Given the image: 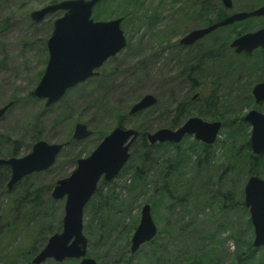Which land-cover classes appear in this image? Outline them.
Masks as SVG:
<instances>
[{
  "label": "rangeland",
  "instance_id": "obj_1",
  "mask_svg": "<svg viewBox=\"0 0 264 264\" xmlns=\"http://www.w3.org/2000/svg\"><path fill=\"white\" fill-rule=\"evenodd\" d=\"M63 1L68 0H0V109L8 106L6 113L0 118V136L7 139V141L0 140V159L22 158L30 153L32 146L38 141L47 144H66L72 139L74 126L78 123L86 125L87 129L92 132L91 137L79 141L80 143L77 142L79 144L64 147L54 165L48 170L29 176L30 181L25 184L26 188L30 187L28 186L30 183L35 184V187L43 188L41 199L43 217L32 221L27 227L21 218L25 207L23 204L16 203L22 195V188L8 193L6 189L8 181L0 175V225L7 213V222L10 224L8 228L18 227V225L23 228L19 236L4 242L2 240L6 230L0 228V264H11L9 263L10 253L19 245L21 246L17 247L18 250L28 249L24 251V254L19 255L14 264H21L25 259L32 264V260L44 248L48 239L61 232L64 200L56 201L51 198L56 182L67 178L76 168L77 161L74 163L73 160L77 156H79L77 160L89 156L106 135L119 127L117 123L122 124L120 128L136 131L141 125L142 130H147L146 133L150 134L160 129L174 130L177 127H170L175 116L173 110L187 97L200 92L205 95L211 93L218 96H223L224 91L228 93L225 89L227 81L219 82L218 91L210 88L211 76L195 79L194 89H191L183 79V76L187 75V70L182 63L185 64L187 57L193 58L192 55L198 52L197 46L208 40L203 39L189 48L178 44L188 32L204 27L196 20L171 31L174 21L179 16L182 2L139 0L138 4L126 13V17H123L121 14L124 11L120 8L121 0H108L94 7L92 19L96 22H106L122 18V22L125 23L123 25L121 22L120 28L126 41L125 48L103 64L98 70L97 77L67 91L60 101L45 108L44 101L35 99L32 93L45 70L46 42L52 32L53 22L60 18L63 12L47 15L38 24L31 20L30 14ZM197 2L203 4V8H206L209 13L210 10L213 12L218 4L221 5L218 0H197ZM232 3L233 7L227 14L247 11L248 7L256 9L264 5V0H232ZM258 3L261 4L258 6ZM154 11L160 15L161 19L156 21L151 28L147 24L148 21L143 24L141 18L150 17ZM255 21L249 33L264 25V18ZM228 32L226 30L222 35H227ZM237 37L239 36L231 37L229 45ZM226 57H229V53ZM257 70L255 73L251 71L239 73L244 75L241 84L247 85L251 90L255 84L264 82V64L259 65ZM238 89L239 84L233 86V92ZM146 95L155 97L156 105L142 111V114L140 112L129 116L131 106ZM236 96V94L228 95L225 102L227 109L235 111L237 116L244 117L252 110L264 114V103L256 105L253 100L251 106L245 107L242 98L235 100ZM197 107L196 104L192 106V113L182 119L180 125L188 118L198 117L194 111ZM219 113L222 116L225 113L223 106ZM200 119L206 122H221V130L215 144L210 147V157L205 163V169L196 171L192 168L196 159V153H194L196 149L193 152L188 150V147L194 142L200 143L190 137L180 143V151L185 152L188 162L184 168L176 172L177 177L167 179L164 176L163 162L174 160L176 155L170 148L165 158H159L155 164L151 165L148 172L149 189H147L149 191L147 194L134 197L135 200L131 206L126 203L119 205L116 212H111L113 216L108 218L110 222L106 224L113 233L109 242H112L115 236L119 239L125 227L131 226L125 254L110 251L104 258L101 257L102 251L97 249L94 241H90L85 235L84 230L94 212V210L90 211L86 205L83 210V235L88 242L87 258L93 259L96 264H115V261L124 255L128 264H159L155 262L153 254L150 253L151 248L147 245L142 246L133 255L130 253V238L138 226L141 208L144 205L150 206L152 220L157 228L155 239L148 245L154 242L152 248L158 247L159 251L166 253H164L163 264H195V258L192 259L194 254H197L198 258L201 257L203 262L205 258L208 259L210 264H215L214 261H218L217 264H237L235 252L238 247L232 240H225L229 234L235 237H241V234L245 238L250 237L252 246L253 229L251 223L250 228L246 225V219H249L246 208H240L238 205L230 210L229 215L217 214L212 218V213L213 216L217 213L215 209L213 212V202L212 205L204 203V199H212L216 193L224 196L226 190H230L233 194V203H243V189L248 177L239 178L240 171L238 170L224 174L228 165V155L224 157L225 150L221 142H228L229 139L226 136L228 131L223 133L222 119ZM13 143L19 145L16 153L11 155L14 148ZM165 164L167 167V163ZM129 175H121L111 182V185L115 187L114 194L119 197L120 202L127 198L126 187L131 182ZM204 176L207 177L205 181L202 180ZM258 177L264 180V169ZM167 181L170 190L168 193L171 196L169 199L162 196L156 189L165 185ZM218 181L221 186L217 183ZM102 183L103 181L100 180L97 187L101 188ZM199 184H205V190L201 188L200 193L197 192ZM105 191V188H101L102 193ZM177 195L183 196L182 199L185 202L165 210L166 201L175 202ZM182 208L186 210V214L180 219L185 212ZM53 218H56L58 222H53ZM229 222L228 227L222 229ZM49 225V231L45 232L44 228ZM92 225L91 222L90 226ZM92 249L97 252L96 258L89 256ZM255 250L249 253L248 261L238 263L264 264V247ZM103 252L107 253V250L103 249ZM119 261L121 264L122 260ZM78 263L79 260H64L61 263L48 260L43 264Z\"/></svg>",
  "mask_w": 264,
  "mask_h": 264
},
{
  "label": "water",
  "instance_id": "obj_2",
  "mask_svg": "<svg viewBox=\"0 0 264 264\" xmlns=\"http://www.w3.org/2000/svg\"><path fill=\"white\" fill-rule=\"evenodd\" d=\"M108 0H68L47 6L30 14L35 23H40L47 15L63 12L53 22L52 32L46 42L47 63L44 73L33 90V97L44 101L49 108L60 101L67 91L97 77L98 70L109 59L115 57L126 46L120 28L122 18L106 22L92 19L95 6ZM225 10L232 8V0H218ZM264 16V5L250 12H238L226 16L223 20L207 27L195 29L179 41L181 46H191L196 41L223 27L250 18ZM236 54H250L254 50L264 49V28L245 33L230 43ZM252 97L256 105L264 103V82L252 88ZM157 99L151 95L141 98L129 109L128 115H136L156 105ZM8 106L0 109V118ZM250 127L249 146L255 157L264 154V114L255 110L243 117ZM221 130V122H206L198 117L188 118L178 128L160 129L145 138L150 145H178L187 136L204 146H212ZM92 136L84 124L74 126L72 139L83 141ZM139 132L120 127L106 135L89 156L76 162L75 170L67 177L56 182L51 198L64 200L61 232L51 236L44 248L32 260V264H43L48 260L61 263L64 260H79L78 264H96L86 257L87 239L83 235V210L94 195L100 180L109 182L117 177L130 158V149L138 139ZM67 144H47L36 142L29 154L22 158L0 159V168L7 167L10 178L8 191L21 180L33 174L41 173L52 167L61 150ZM243 204L248 210L253 229L252 247H264V180L250 176L243 189ZM157 235L152 220L151 208H141L140 220L130 238V253L135 254L142 246L150 243Z\"/></svg>",
  "mask_w": 264,
  "mask_h": 264
},
{
  "label": "trees",
  "instance_id": "obj_3",
  "mask_svg": "<svg viewBox=\"0 0 264 264\" xmlns=\"http://www.w3.org/2000/svg\"><path fill=\"white\" fill-rule=\"evenodd\" d=\"M139 0H121L120 8L124 11L122 12L121 16L126 17V13L133 8L135 5L138 4ZM175 3L182 2V7L179 9V16L174 21V24L172 26V30L174 31L177 27L183 25V24H189L192 21H199L200 24H203L204 27L217 23L221 20H223L227 13L221 5H217L215 10L212 12L210 10V13L208 10L203 8V4H199L197 0H174ZM253 1V0H251ZM105 2L99 3L96 7L99 5H102ZM261 3H258V6ZM256 5V7H258ZM233 7V3H232ZM255 8V6H254ZM247 11L253 10V7H248L246 9ZM159 14L154 11L150 17H142L141 20L143 24H145L146 21L148 25L152 28L153 24L156 21H159L161 18H159ZM140 20V21H141ZM126 21V20H125ZM253 22H256L255 20H247L244 22H238L234 23L230 26L219 28L217 31L212 33L211 35L207 36L204 39H207L208 41H205L197 46L198 52L191 57H187L185 64L182 63V65L185 66V69L187 70V75L183 79H185L186 83L190 85L191 89L195 88L194 80L201 79L203 76H211L212 81L210 82V88L216 89L218 91V84L222 81L223 83L227 81V87L225 88L228 90V93L224 91L223 96L213 95L211 93L204 94L203 92H200L199 94H193L190 97H187L183 102L179 103L174 108V120L171 123V128H176L180 125V122L182 119L186 118L188 115L192 113L193 110H191L192 106L196 104L197 109L196 115L200 118H207L210 120H221L222 119V130L223 133L227 132V138L229 141L221 142V145H223L225 154L224 157L226 158L228 155V165L227 169L224 171L225 173H228L230 171L234 172L235 170L240 171L238 173V177L242 179L249 178L251 175L254 176H260L263 169H264V154L255 157L250 150L249 146V136L248 129L249 126L243 122V117L237 116L235 111L228 110L226 107V100L227 96L236 94L235 100H242L245 102V107L251 106L253 99L250 94V89L247 87V85H242L241 80L244 77L242 76L241 72L245 71H251L252 73L257 72V68L259 65L264 64V50L263 51H256L252 54H235L233 50L229 48V41L231 37L240 36L243 33H246L251 30V26ZM125 23L124 21L122 24ZM124 25V24H123ZM226 30H228L227 35H222ZM229 53V57H226V55ZM231 55V56H230ZM222 73V74H220ZM42 74V73H41ZM43 75V74H42ZM41 75V76H42ZM233 79V80H232ZM239 84V89L234 90L233 92V86ZM241 84V85H240ZM201 86V85H200ZM215 90V91H216ZM224 102V103H223ZM225 108V113L223 116L219 113L221 110V107ZM189 107V109H187ZM227 109V110H226ZM142 114V112H141ZM117 126L122 127V124L119 122L117 123ZM137 128V127H136ZM142 126H138L137 130L139 131V137L138 139L133 143L131 149H130V158L125 167L122 169L121 173L115 177L114 179H118L121 175H129L131 177V182L129 183L128 187H126L127 192V198L124 201H119V197L115 196L114 190L115 187L111 185V182L114 180H111L109 182L102 183L101 188H105V193L101 192V188L97 187L96 191L94 192V195L90 199V201L87 204V208L91 210H94L92 213V217L90 219V222L86 225L85 228V235L88 237V239L91 241H94L93 243L99 248L101 252V257L104 258L106 254L111 252H125V246L127 243V239L129 238V228H126L120 233L121 236H119V239H116V236L112 242H109V239L112 237V229L110 227H107V223L109 221V217L113 216L111 212H116L118 210V206L122 205L123 203L129 204L130 206L133 204L135 198L137 196H141L144 194H147L149 191V183H148V172L150 171L151 165L157 162L159 158H165L168 155L169 148L176 153L174 160H167V162H163V169H165L164 176L165 178L169 179V177H177L176 172L180 168H184V166L188 162V158L185 155V152L181 153V147L180 144L178 145H172V144H155L150 145L146 138L145 134L147 130H142ZM237 137V138H236ZM232 138V140H231ZM0 140L7 141L6 138L0 136ZM231 140V141H230ZM38 141V140H36ZM80 143V142H79ZM76 141H73L70 139L69 142H67L66 146H69L70 144H79ZM14 148L11 152V155H14L18 149V143H13ZM194 149L196 151L194 152ZM210 147H206L202 144L193 143L190 144L188 147V150H192L194 153H196V159L193 162L192 168L197 170H204L205 169V163L208 162L209 159V150ZM227 149V150H226ZM165 153V154H164ZM228 153V154H227ZM161 154H164L161 156ZM79 156H77L73 162L75 163ZM165 163H167V167H165ZM165 167V168H164ZM161 171V169H160ZM159 171V172H160ZM243 173V174H242ZM234 175L236 173H233ZM0 175L4 176L5 181H8L10 178V171L7 167H1L0 168ZM207 177H202V180L205 181ZM30 181L29 177L24 178L21 180L18 184H16L12 190L15 191L16 189L22 188V195L16 200V203L23 204L25 207V211L23 215L21 216L22 222H25V226L27 227L32 221L38 220V218L43 217L41 215V212H43V203L41 202L42 196H43V188L42 187H35V184L30 183L27 187L25 184ZM220 186L221 183L217 182ZM168 181L165 183V185L161 186L160 188H156L158 192L164 195L167 199H169L171 196L168 192H170L168 186ZM148 188V189H147ZM205 190V184L197 186V192H201L200 189ZM7 189V188H6ZM12 190L7 192H11ZM189 191V190H188ZM240 192V190H239ZM188 193V192H187ZM241 194V193H240ZM232 196L230 190H226V193L224 196H222L220 193H216L212 199H204V203L207 205H212L213 202V212L214 209L216 210V214L212 218H214L217 214H220L221 216H227L230 214V210L235 206L238 205L240 208H245L243 203H233L232 202ZM135 197V198H134ZM183 196L177 195L176 201L169 203L166 201L165 203V210H168L174 206H179L183 202H185L182 199ZM161 203V201H159ZM203 202V201H202ZM10 205H14L11 204ZM28 206V207H27ZM27 207V209H26ZM12 208V207H11ZM123 209V208H122ZM120 209V210H122ZM181 209V208H180ZM123 211V210H122ZM182 211H185L184 214L180 217L182 219L185 214L186 210L182 208ZM6 217L2 218L0 228L5 229L6 232L4 234V239L2 242L12 239L13 237L19 236V233L23 228L18 227L14 228H8L10 227V224L7 222L8 217L7 213L5 214ZM45 215V213H44ZM101 215V216H100ZM106 219V221H104ZM43 220V218H42ZM53 222L56 221V218H53ZM93 223L92 226H90V223ZM231 223L232 220H230ZM226 224L222 227V229H225L230 224ZM246 225L250 228V220L246 219ZM8 226V227H7ZM8 228V229H6ZM50 225L45 227V232L49 231ZM225 240H232L237 245V250L235 252V258L238 262H244L248 261L249 253H253L256 250L252 248L251 246V238L243 236L241 234V237H235L232 234H229ZM154 244H146L151 248L150 253L153 254L154 260L156 263L163 264L164 263V257L165 252L159 251L158 247H153ZM21 246V245H19ZM17 246V247H19ZM17 247L12 249L10 253V261L9 263L14 264L15 260L19 257L20 254H24V251H26L28 248L21 250H18ZM103 249L107 250V253L103 252ZM105 253V254H104ZM149 253V254H150ZM165 253V254H164ZM89 256L97 257V252H95L93 249L89 252ZM195 258V264H210V261L205 258L204 262L202 258H198L197 254L192 255V259ZM121 264H128L127 258L123 255L120 258ZM120 259L115 261V264H120ZM191 259V260H192ZM100 260V258L98 259ZM218 261H214L215 264H217ZM23 264H30L28 259H25ZM21 263V264H22Z\"/></svg>",
  "mask_w": 264,
  "mask_h": 264
},
{
  "label": "flooded vegetation",
  "instance_id": "obj_4",
  "mask_svg": "<svg viewBox=\"0 0 264 264\" xmlns=\"http://www.w3.org/2000/svg\"><path fill=\"white\" fill-rule=\"evenodd\" d=\"M224 9V8H223ZM232 9V8H231ZM231 9L230 10H225L226 12H230L231 11ZM254 10V9H253ZM253 10H249V11H242V12H250V11H253ZM235 13H238V12H235ZM232 14H234V13H232ZM228 15H230V14H227V16ZM262 18H264V16H262V17H258V18H250V19H248V20H258V19H262ZM247 21V20H246ZM244 22V21H243ZM238 23V22H237ZM207 27V26H206ZM202 28H204V27H202ZM262 28H264V25H262L261 27H259V29H262ZM200 29V28H199ZM218 30V29H217ZM217 30H215V31H217ZM258 30V29H257ZM214 31V32H215ZM256 31V30H255ZM191 32V31H190ZM214 32H212V33H214ZM254 32V31H253ZM189 33V32H188ZM187 33V34H188ZM212 33H210L209 35H211ZM249 33V32H248ZM186 34V35H187ZM245 34V33H244ZM209 35H207V36H209ZM243 35V34H242ZM207 36H205L204 38H206ZM241 36V35H240ZM204 38H202L201 40H203ZM181 40V39H180ZM179 40V41H180ZM201 40H199V41H201ZM199 41H196L193 45H191V46H181L180 44H179V42H178V44L181 46V47H184V48H189V47H192V46H194L195 44H197ZM229 48H230V46H229ZM231 50H233V52L235 53V51H234V49H232V48H230ZM264 50V49H263ZM262 49H257V50H254L252 53H254V52H256V51H263ZM252 53H250V54H252ZM236 54V53H235ZM241 54V53H240ZM244 54H247V53H244ZM248 55V54H247ZM259 83H263V82H259ZM258 84V83H257ZM256 85V84H255ZM251 91H252V89L250 90V94H251V96H252V93H251ZM196 96H197V94H196ZM253 98V97H252ZM214 122V121H213ZM178 128V127H177ZM188 137H190V138H193L192 136H187V137H185L184 139H186V138H188ZM183 139V140H184ZM194 139V138H193ZM182 140V141H183ZM199 143V142H198ZM166 144H169V143H166ZM201 144V143H200ZM215 144V143H214ZM213 144V145H214ZM173 145V144H172ZM203 145V144H202ZM206 147H212V146H206Z\"/></svg>",
  "mask_w": 264,
  "mask_h": 264
}]
</instances>
